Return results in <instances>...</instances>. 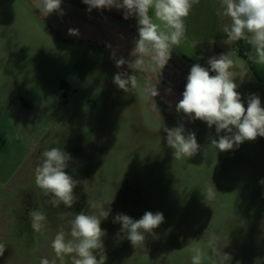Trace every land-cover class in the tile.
<instances>
[{
    "label": "rangeland",
    "instance_id": "rangeland-1",
    "mask_svg": "<svg viewBox=\"0 0 264 264\" xmlns=\"http://www.w3.org/2000/svg\"><path fill=\"white\" fill-rule=\"evenodd\" d=\"M65 6L43 16L35 0H0V243L6 245L0 264L53 258L52 239L61 226L68 232L81 211L101 219L105 264H192L195 249L201 264H264V137L218 151L209 146L218 139L215 126L175 108L191 66L209 67L210 57L232 50L231 71L245 108L250 94L264 107V82L236 44L223 42L222 27L230 21L217 15L218 0H200L185 18L184 38L201 55L193 61L173 48L154 100L145 98L144 86L158 74L134 73L127 63L117 67L113 53L73 40L69 29L79 21L65 18ZM70 15L82 22L76 11ZM123 72L136 74L129 92L114 83ZM180 124L200 145L188 159L174 158L163 131ZM52 147L71 155L65 171L78 181L71 208L53 207L35 184L42 152ZM208 187L217 190L212 199L202 194ZM31 210L46 214L39 232L31 228ZM148 211L162 212L164 222L134 247L114 218L121 213L138 220ZM213 235L228 257L213 254ZM65 264L72 262L66 258Z\"/></svg>",
    "mask_w": 264,
    "mask_h": 264
},
{
    "label": "clouds",
    "instance_id": "clouds-1",
    "mask_svg": "<svg viewBox=\"0 0 264 264\" xmlns=\"http://www.w3.org/2000/svg\"><path fill=\"white\" fill-rule=\"evenodd\" d=\"M62 0H35L37 10L47 16L59 11ZM88 10L115 7L123 9L127 19L135 16L138 23V39L130 55L132 60L123 58L116 61L117 67L127 63L133 72H150L158 74L152 83L145 84L144 95L152 99L160 93L157 88L159 76L171 59L173 48H176L186 35L185 18H187L200 0H83ZM217 15L230 21L222 27L226 34L223 42L228 45L247 39L255 51L252 59L254 64H264V0H218ZM69 34H78L75 29H69ZM209 67L199 63L191 66L187 83L182 93V99L175 105L178 113H183L190 120L205 122L209 128L215 126L218 139L212 138L210 147L218 151H229L245 141H254L258 136L264 137V107L256 94H250L245 108L241 94L237 91L239 85L234 82V51L221 53L208 59ZM215 73V75H210ZM114 83L119 89L129 92L136 88V74L117 73ZM170 91V90H169ZM154 107L159 112L156 104ZM166 143L173 149L176 159L191 158L200 150L194 132H186L183 124L168 128ZM226 133L221 135V133ZM42 162L35 168V184L42 190L53 207L63 204L71 208L77 201L74 194L78 181L65 170L69 167L71 155L63 149L52 147L42 152ZM264 183V181H261ZM216 188L208 187L202 193L205 199L215 196ZM107 215L109 214L106 211ZM29 219L33 231L39 232L45 227L46 214L39 210L29 211ZM115 222L121 224V231L131 244L136 247L144 243L147 234L164 222L162 212H145L134 220L128 215L117 213ZM70 229L65 231L61 226L51 241L54 256L41 257L40 264H65L70 259L72 264H105L107 259L104 251L103 237L105 231L101 228V219L95 214L81 211L75 214L69 222ZM216 237L209 241L212 252L218 258L228 257L216 247ZM6 249L0 243V256ZM192 264H201L200 249L194 250Z\"/></svg>",
    "mask_w": 264,
    "mask_h": 264
},
{
    "label": "crops",
    "instance_id": "crops-1",
    "mask_svg": "<svg viewBox=\"0 0 264 264\" xmlns=\"http://www.w3.org/2000/svg\"><path fill=\"white\" fill-rule=\"evenodd\" d=\"M65 6L63 8V14L65 18L72 20L73 24L76 22L78 34H70L73 40L78 42H84L86 44L96 46L99 51L113 53L118 59L128 58L127 54L131 53L133 43L138 39V23L135 16H129L127 19L124 18L125 13L123 9L104 8L96 9L93 8L91 11L88 10V5L83 3V0H62ZM82 15V22L75 15H70L71 12ZM51 25L53 30L62 33V38L65 36L63 27L60 28L61 24H57L55 16H52ZM99 31V37L96 36V32ZM130 38L131 43H127ZM133 40V41H132ZM129 48V50H127ZM175 50L186 56L191 60H196V57L201 55V52L190 45V43L183 38ZM203 54V53H202ZM250 57H255V51L251 48L249 55L246 59H243L250 67L252 65L253 74L255 79L259 82H264V64H254ZM252 63V64H251ZM124 74V72L122 73Z\"/></svg>",
    "mask_w": 264,
    "mask_h": 264
},
{
    "label": "trees",
    "instance_id": "trees-1",
    "mask_svg": "<svg viewBox=\"0 0 264 264\" xmlns=\"http://www.w3.org/2000/svg\"><path fill=\"white\" fill-rule=\"evenodd\" d=\"M251 48L252 47L250 46V44H244L242 41L236 43V50L238 52V55L243 59H246L248 57Z\"/></svg>",
    "mask_w": 264,
    "mask_h": 264
},
{
    "label": "flooded vegetation",
    "instance_id": "flooded-vegetation-1",
    "mask_svg": "<svg viewBox=\"0 0 264 264\" xmlns=\"http://www.w3.org/2000/svg\"><path fill=\"white\" fill-rule=\"evenodd\" d=\"M109 210L114 211V207L110 206Z\"/></svg>",
    "mask_w": 264,
    "mask_h": 264
}]
</instances>
